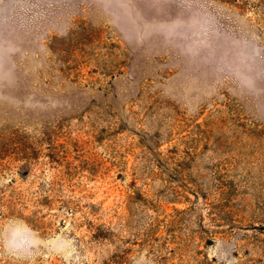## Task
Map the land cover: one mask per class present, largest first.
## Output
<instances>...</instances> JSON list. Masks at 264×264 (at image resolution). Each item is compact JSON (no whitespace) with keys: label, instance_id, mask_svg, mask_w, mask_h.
Here are the masks:
<instances>
[{"label":"rangeland","instance_id":"obj_1","mask_svg":"<svg viewBox=\"0 0 264 264\" xmlns=\"http://www.w3.org/2000/svg\"><path fill=\"white\" fill-rule=\"evenodd\" d=\"M0 264H264V0H0Z\"/></svg>","mask_w":264,"mask_h":264}]
</instances>
